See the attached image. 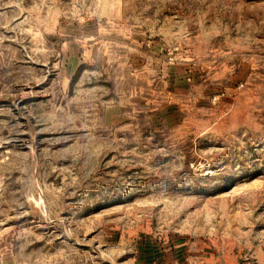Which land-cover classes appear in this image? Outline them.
I'll return each instance as SVG.
<instances>
[{"label":"rangeland","instance_id":"obj_1","mask_svg":"<svg viewBox=\"0 0 264 264\" xmlns=\"http://www.w3.org/2000/svg\"><path fill=\"white\" fill-rule=\"evenodd\" d=\"M0 264H264V0H0Z\"/></svg>","mask_w":264,"mask_h":264},{"label":"crops","instance_id":"obj_2","mask_svg":"<svg viewBox=\"0 0 264 264\" xmlns=\"http://www.w3.org/2000/svg\"><path fill=\"white\" fill-rule=\"evenodd\" d=\"M120 98H121L120 101L126 102V99L122 98V96ZM120 101H118V103H117L118 107L124 105ZM127 103H129V102H127Z\"/></svg>","mask_w":264,"mask_h":264}]
</instances>
